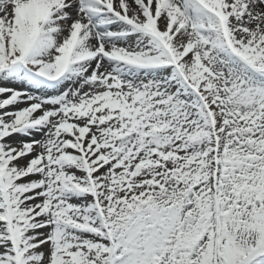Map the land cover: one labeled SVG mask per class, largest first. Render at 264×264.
Masks as SVG:
<instances>
[{
	"label": "snow or ice",
	"instance_id": "6c2138e0",
	"mask_svg": "<svg viewBox=\"0 0 264 264\" xmlns=\"http://www.w3.org/2000/svg\"><path fill=\"white\" fill-rule=\"evenodd\" d=\"M0 264H264V0H0Z\"/></svg>",
	"mask_w": 264,
	"mask_h": 264
},
{
	"label": "rangeland",
	"instance_id": "374dc122",
	"mask_svg": "<svg viewBox=\"0 0 264 264\" xmlns=\"http://www.w3.org/2000/svg\"><path fill=\"white\" fill-rule=\"evenodd\" d=\"M40 137H37V139H39Z\"/></svg>",
	"mask_w": 264,
	"mask_h": 264
}]
</instances>
